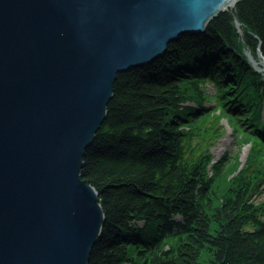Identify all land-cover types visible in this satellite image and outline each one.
<instances>
[{
  "label": "trees",
  "instance_id": "trees-1",
  "mask_svg": "<svg viewBox=\"0 0 264 264\" xmlns=\"http://www.w3.org/2000/svg\"><path fill=\"white\" fill-rule=\"evenodd\" d=\"M258 50L264 57V0H239L204 32L118 74L83 158L105 214L88 264H264V201L252 197L264 181V81L246 57ZM201 81L216 105H201ZM218 106L250 142L240 168L236 154L213 162L220 115L200 113Z\"/></svg>",
  "mask_w": 264,
  "mask_h": 264
},
{
  "label": "water",
  "instance_id": "water-1",
  "mask_svg": "<svg viewBox=\"0 0 264 264\" xmlns=\"http://www.w3.org/2000/svg\"><path fill=\"white\" fill-rule=\"evenodd\" d=\"M238 1L0 0V264H88L105 214L83 158L118 74Z\"/></svg>",
  "mask_w": 264,
  "mask_h": 264
},
{
  "label": "rangeland",
  "instance_id": "rangeland-1",
  "mask_svg": "<svg viewBox=\"0 0 264 264\" xmlns=\"http://www.w3.org/2000/svg\"><path fill=\"white\" fill-rule=\"evenodd\" d=\"M248 58L250 60V63L254 65L255 70L261 72L263 74L262 76L264 77V59L256 58L254 61H252V59H250L251 58L250 56ZM258 58L261 57H259L258 55ZM256 61L257 63H254ZM199 88L205 94V97L209 98L208 100L204 99L201 105L205 107L214 104L216 105V103L213 101L211 97L213 96L212 94L215 93V87L213 86L212 82L201 81L199 84ZM234 99H236V96L234 97ZM234 99L232 98V100ZM232 100L230 101L232 102ZM186 104H190L192 106L196 105V103L193 101H187ZM207 111H211L210 120H212L211 117H213L214 115H217L218 113L220 115L219 121L217 122V128L220 130L221 134L214 141V144L210 148V153L213 157V162L217 161L222 156H226L228 154H236V157L239 162L238 166L240 168L245 162V159L247 157L250 148V142H246L247 140H243L244 135H242L241 132L235 134L233 130L232 121L230 120V116L225 110H223V108L218 106L216 110L212 108L210 110H205V112L203 111L200 114H205L207 113ZM262 121L264 122V110H262ZM233 174L234 172H231L229 176H232ZM252 197L257 202L264 201V181L260 183L258 189L253 193ZM214 231H215V224H213L211 228V232L214 233ZM175 238L176 237L169 239V242L171 244H174ZM200 259L207 260L208 255L205 253L201 256Z\"/></svg>",
  "mask_w": 264,
  "mask_h": 264
},
{
  "label": "bare ground",
  "instance_id": "bare-ground-1",
  "mask_svg": "<svg viewBox=\"0 0 264 264\" xmlns=\"http://www.w3.org/2000/svg\"><path fill=\"white\" fill-rule=\"evenodd\" d=\"M230 9V8H229ZM232 9V8H231ZM236 25H237V28H238V30L239 31H241V28H240V24L238 23V22H236ZM193 47V49L194 48H197V47H199V48H204V47H209V46H198V45H186V46H183L182 48L184 49V48H192ZM190 50V49H189ZM257 53H260V54H262L261 53V51L260 50H258L257 51ZM248 54V55H247ZM251 57V53L249 52V51H246V57H247V59L249 60V58L248 57ZM206 58H214V54H211V55H209V57H206ZM257 57H255V58H253V59H256ZM195 59H198V57H196ZM257 59H264V58H257ZM199 63H201L202 64V61H201V59H198L197 60ZM205 61V60H204ZM210 61V60H209ZM254 63H257V61L256 62H254ZM263 77V76H262ZM263 81H264V77H263ZM262 110H264V105H262ZM237 162H238V160H237ZM179 217H177V216H175L174 217V219H178Z\"/></svg>",
  "mask_w": 264,
  "mask_h": 264
}]
</instances>
